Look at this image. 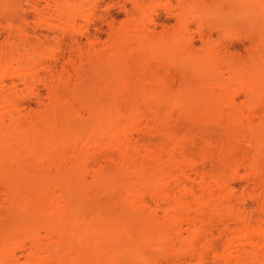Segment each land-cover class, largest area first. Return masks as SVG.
<instances>
[{"label":"bare ground","instance_id":"6f19581e","mask_svg":"<svg viewBox=\"0 0 264 264\" xmlns=\"http://www.w3.org/2000/svg\"><path fill=\"white\" fill-rule=\"evenodd\" d=\"M98 1L30 0L32 34L20 0H0V264H264V68L236 72V90L154 80L192 37L166 41L146 0H128L130 19L97 45ZM175 1L187 31L198 0ZM44 25L60 34L51 47ZM218 62L178 66L232 70Z\"/></svg>","mask_w":264,"mask_h":264},{"label":"rangeland","instance_id":"374dc122","mask_svg":"<svg viewBox=\"0 0 264 264\" xmlns=\"http://www.w3.org/2000/svg\"><path fill=\"white\" fill-rule=\"evenodd\" d=\"M43 4V2H41ZM124 4V7L122 6ZM175 0H146V9L155 21V30L164 35L165 40H170L175 35H187L192 37V45L175 52L171 58L162 64L152 65V76L154 80L167 76L173 80L184 78L188 81V86H197L200 81H207L215 76L222 77L223 88L236 90L239 87L234 75L239 70H248L251 66L260 65L264 68V0H198L188 11L190 12V22L188 30H182L179 24L180 10L174 8ZM22 8L21 15L26 17V29L33 32L37 14L30 9V0H20ZM133 5L128 0H99L96 9H90L91 15H101L99 18L91 19L88 22L90 35L98 37L97 45H105L111 38L109 23L115 25L126 23L129 19V11L133 10ZM44 12V8L41 7ZM187 10H185L186 12ZM19 20L14 24H19ZM4 24L0 20L1 25ZM33 26V29H31ZM38 31L44 36L41 40L51 47L54 38L60 37L57 28L52 25H44ZM5 33V32H4ZM3 31H0V41L4 40ZM84 46L87 40L82 37ZM73 40L64 37L61 41L62 55L64 57H76L77 52L72 46ZM200 53L206 65L217 61H230L232 70L228 71L224 65L219 67L214 74L201 71L197 67L179 69L180 61L196 58ZM62 57L55 55V69L60 68ZM218 62V63H220ZM45 71L41 67L38 70L39 76H44ZM146 82V81H145ZM146 84V83H145ZM40 90L39 100L47 102L48 91L40 82L37 84ZM206 89L218 91L216 86L203 85ZM244 92H239L237 101L241 102L245 97ZM27 106L42 108V104L32 96L27 99ZM141 135V134H139ZM137 136V135H136ZM237 183L244 187L246 180H238ZM240 186V188H241ZM250 210L254 203L250 202ZM207 264H211L210 261Z\"/></svg>","mask_w":264,"mask_h":264}]
</instances>
